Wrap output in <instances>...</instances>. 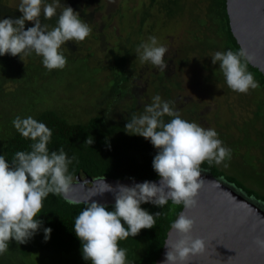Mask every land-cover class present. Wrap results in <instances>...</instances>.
Here are the masks:
<instances>
[{
  "label": "clouds",
  "instance_id": "obj_1",
  "mask_svg": "<svg viewBox=\"0 0 264 264\" xmlns=\"http://www.w3.org/2000/svg\"><path fill=\"white\" fill-rule=\"evenodd\" d=\"M18 10L22 13L20 18L0 20V56H19L24 61V56L34 52L42 57L43 66L49 71L66 66L63 45L69 41L79 44L92 31L80 14L71 6L61 4V0L51 3L20 0ZM41 15L49 21L57 17L55 25L42 24ZM26 22H33L34 26L26 29ZM167 51L165 46L158 45L155 36L136 49L142 63L150 62L160 71L168 67L164 60ZM211 58L213 65L219 62L232 91L247 94L259 87L248 71L247 61L251 57L245 49L217 51ZM165 116L171 119L165 122ZM12 124L22 137L33 143L30 151H17L11 163L0 155V255L8 250L12 240L18 245L26 244L40 231L43 221L39 216L49 194L67 198L73 190L69 165L77 159L76 156L69 158L63 147L58 151L49 150L53 133L45 123L32 116H17ZM125 131L150 140L158 150L153 169L160 178L159 184L144 181L113 188L104 183L106 187L101 193H114V210L109 211L107 205L98 202H88L74 223V232L82 242L83 259L91 264H129L127 249L121 248L119 242L129 236L136 237L142 229L153 228L155 217L161 214L153 215L141 205L152 203L163 207L171 200L184 209L196 208L204 183L201 165L205 161L219 165L231 159V149L223 146L215 129L182 119L170 102L163 101L159 95L145 105L142 114H133L128 119ZM93 143L91 136L85 142ZM68 203L77 201L69 199ZM194 227L195 220L184 213L171 224L179 238L164 245L170 249L164 264H187L192 257L205 253L206 241L193 236ZM43 231L45 241L49 240L52 229ZM255 243L264 249V239L257 237Z\"/></svg>",
  "mask_w": 264,
  "mask_h": 264
},
{
  "label": "trees",
  "instance_id": "obj_2",
  "mask_svg": "<svg viewBox=\"0 0 264 264\" xmlns=\"http://www.w3.org/2000/svg\"><path fill=\"white\" fill-rule=\"evenodd\" d=\"M178 1L151 0L150 6L144 9L142 25L144 26L155 8L160 6L161 10L169 15L177 7ZM198 22L201 25L200 35H196L195 38L202 53L226 52L228 50L237 52L241 49L231 31L226 0H207L204 18L198 19ZM30 27L33 26L25 24L26 29ZM111 52L110 76L105 82V88L103 85L97 88L95 94H101V96H97L94 107L83 109L85 118H79L82 116L77 112L73 114L78 116H71L61 107L37 106L42 103L39 100L41 92L36 91H40L39 86L48 79L45 73L51 72L57 75L56 71L62 69L49 71L43 66L42 57L34 52L27 55L26 61H23L19 56H0V155H4L6 160L11 163L17 151L31 150L30 145L33 142L22 137L14 128L12 121L17 116L21 118L32 116L52 130V139L48 145L50 151H58L60 147H63L69 158L76 156L77 159L69 165L73 181L83 173L91 178L158 179L159 176L153 169V159L158 152L157 149L144 147L141 144L140 147L132 150L133 148H128L122 138L120 140L114 136L117 132H125L127 123L124 121V124L113 123L109 114L110 107L117 102L118 98L128 92L125 84L130 78L129 67L131 66L129 64L134 65V63L130 62L126 54H120L114 50ZM63 54L67 63L76 58L66 52ZM84 60L86 62V59ZM247 67L259 84L258 88L252 89L254 94L252 103L256 107L254 117L245 123L242 135L238 138L231 134L217 133L223 146L226 145L231 149V155L240 156V149L245 147L247 151L240 157L249 164L260 165L264 164V158L252 155L250 149L260 148L264 155V75L257 68L251 66L248 61ZM100 70L101 68H97L94 72L98 74ZM212 73L215 80L226 82L219 68V62L213 67ZM93 78L95 82L96 78ZM11 84L19 86L13 88L10 86ZM27 84L32 86V89H36L35 93L28 94L29 97L26 94L23 99L25 105H30V108L17 114L15 111L11 115L10 108L6 106V100L11 101L12 98H16L15 94ZM37 107L40 110L38 112L35 111ZM131 116L128 115L127 122ZM90 136L94 143L92 145L85 144ZM201 168L210 169L215 176L226 178L248 195L264 201V170L261 171L262 175L258 174V182L253 183L251 173L233 172L223 168L221 164H215V162L209 164L205 161ZM85 207H87V203L70 204L63 195L49 194L43 202V209L39 216V219L43 221L40 231L26 244L18 245L15 240H12L8 250L0 255V264H25L22 254L28 255L34 250L49 249L61 250L68 254L76 253L79 258L76 264H91L90 261L84 262L82 242L74 232L75 219ZM107 207L109 211L114 210V205ZM141 207L153 215L158 212L161 214L155 217L156 222L153 228L142 229L136 237L129 236L126 240L120 241L119 246L127 249L129 264H155L162 253L171 224L177 219L183 205H174L169 200L163 207L152 203L142 204ZM44 228L52 229L51 237L47 241L44 238ZM69 255H65V258H69Z\"/></svg>",
  "mask_w": 264,
  "mask_h": 264
},
{
  "label": "rangeland",
  "instance_id": "obj_3",
  "mask_svg": "<svg viewBox=\"0 0 264 264\" xmlns=\"http://www.w3.org/2000/svg\"><path fill=\"white\" fill-rule=\"evenodd\" d=\"M45 2L51 3L52 0ZM150 3L151 0H61V4L77 11L92 31L79 44L69 41L61 47L62 52L76 58L71 59L62 70L56 71L57 75L45 73L48 79L39 86L41 90L36 91L41 92L39 100L43 105L37 106L61 107L71 116H78L73 114L77 112L82 116L79 118H85L83 109L93 108L97 96H101L95 94L97 88L106 86L105 82L110 76L111 51L114 50L126 54L134 65L129 64L130 78L125 84L128 92L110 107L109 114L113 123L124 124L127 123L128 115L142 114L145 105L151 104L152 98L159 95L163 101L170 102V106L179 112L182 119L236 138L241 136L243 126L255 114L256 107L252 103L254 94L252 89L247 94L234 92L225 81L214 79L212 69L216 64L213 65L211 57L215 52L202 53L195 38L200 35L201 25L198 19L204 18L207 0H179L177 7L169 15L159 6L152 10L143 26L142 15ZM19 4L20 0H0V20L20 18L22 13L18 10ZM59 11L60 9L57 10L58 13ZM56 19L57 17H53L49 21L41 15L42 24L54 26ZM26 24L34 26L33 22ZM151 36H155L158 45L165 46L168 50L164 57L168 65L165 71H160L150 62L142 63L138 58L137 47L148 42ZM23 59L26 61L27 56ZM97 68H101L98 74L94 72ZM93 77L96 78L95 82ZM10 86L16 88L19 85ZM35 90L27 84L15 94L16 98L6 100L11 115L15 111L17 114L30 108L23 99L26 94L29 97L28 94ZM35 111L40 110L37 107ZM170 119L171 117H164L165 122ZM114 136L120 140L122 138L132 150L141 144L156 149L150 140L139 135L121 131ZM246 151L242 147L240 156ZM250 152L258 158H264L260 148L253 147ZM240 156L231 155V159L221 163L222 167L237 173H251L252 182L257 183L264 164H249ZM225 164L228 166L225 167ZM69 254L54 249L34 250L28 255L22 254V259L25 264L78 263V255ZM65 255H69V258H65Z\"/></svg>",
  "mask_w": 264,
  "mask_h": 264
},
{
  "label": "water",
  "instance_id": "obj_4",
  "mask_svg": "<svg viewBox=\"0 0 264 264\" xmlns=\"http://www.w3.org/2000/svg\"><path fill=\"white\" fill-rule=\"evenodd\" d=\"M226 5L237 43L251 57L248 63L264 75V0H226ZM201 169L204 183L199 191L198 206L183 207L180 214L195 220L193 236L203 238L207 248L204 254L192 257L187 264H264V249L255 243L257 237L264 239V201L248 195L226 178L215 176L210 169ZM159 180L91 178L83 173L73 181V190L66 199L114 205L113 192L101 193L106 187L104 183L115 188L118 184L132 186L134 182L144 181L159 184ZM178 238L171 228L165 244ZM169 250L164 246L155 264H164Z\"/></svg>",
  "mask_w": 264,
  "mask_h": 264
}]
</instances>
